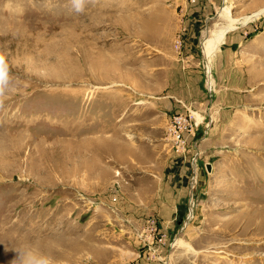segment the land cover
Masks as SVG:
<instances>
[{"label": "rangeland", "instance_id": "1", "mask_svg": "<svg viewBox=\"0 0 264 264\" xmlns=\"http://www.w3.org/2000/svg\"><path fill=\"white\" fill-rule=\"evenodd\" d=\"M225 8L239 21L208 62ZM262 8L85 0L77 13L70 0H0V264L22 246L58 264H264V13L243 22ZM192 59L196 137L210 146L193 151L194 195L171 200L163 222L168 152L153 145L168 117L156 101ZM128 141L137 155L117 151Z\"/></svg>", "mask_w": 264, "mask_h": 264}, {"label": "crops", "instance_id": "2", "mask_svg": "<svg viewBox=\"0 0 264 264\" xmlns=\"http://www.w3.org/2000/svg\"><path fill=\"white\" fill-rule=\"evenodd\" d=\"M191 56H194V54ZM203 98V71L198 62L192 59V63L189 66L184 67V65L179 64L177 69L170 70L164 87V95L157 98L156 101L157 105L163 109V113L168 117V126L165 124V128H161L163 132L160 131L155 135L156 143L159 141L158 138L162 141L153 145L156 152L160 150L168 152L166 164L160 173L161 199L163 201L166 200L165 204L167 206L162 204L161 213H159L163 222L169 219L171 200H187L190 198V194L193 193L189 189L194 173L193 151L206 152L210 146L209 137H198L197 135V137H189L187 144H185V147L187 146L188 148H181L172 137L169 131V124L172 116L177 113L189 114L196 118V114L201 116ZM199 115L198 118H200ZM125 145L126 147L118 148L117 151H123L124 154L125 152H128V154L135 153L137 155L139 149L135 148V143L130 144L128 141ZM127 215L133 216L130 209Z\"/></svg>", "mask_w": 264, "mask_h": 264}, {"label": "clouds", "instance_id": "3", "mask_svg": "<svg viewBox=\"0 0 264 264\" xmlns=\"http://www.w3.org/2000/svg\"><path fill=\"white\" fill-rule=\"evenodd\" d=\"M72 8L77 12H82L85 0H70ZM8 83V65L5 56L0 54V104ZM17 258L13 264H58L50 256H47L29 246H22L17 249Z\"/></svg>", "mask_w": 264, "mask_h": 264}, {"label": "built area", "instance_id": "4", "mask_svg": "<svg viewBox=\"0 0 264 264\" xmlns=\"http://www.w3.org/2000/svg\"><path fill=\"white\" fill-rule=\"evenodd\" d=\"M193 119L194 117L190 115H175L170 121L169 131L181 148L185 147V144H187L189 137H196V127L198 126V123L193 121ZM185 148L188 147L186 146ZM198 153H196L195 157H193V164L196 163L194 160H196V156L199 155Z\"/></svg>", "mask_w": 264, "mask_h": 264}, {"label": "bare ground", "instance_id": "5", "mask_svg": "<svg viewBox=\"0 0 264 264\" xmlns=\"http://www.w3.org/2000/svg\"><path fill=\"white\" fill-rule=\"evenodd\" d=\"M223 13L229 18L228 26L223 27L219 32L215 33L212 37L208 38L204 44V51H205L206 57L209 60L208 62L211 61L212 53L214 52L216 48L219 47L220 43L224 39L226 32L229 29L234 28L235 24L239 21L238 19H234V17L232 18V16L230 15L229 8H225ZM262 13H264V8H262L259 12H257L255 16L246 17L243 22H247L248 20L257 17Z\"/></svg>", "mask_w": 264, "mask_h": 264}]
</instances>
